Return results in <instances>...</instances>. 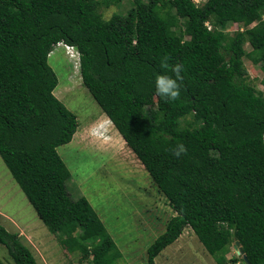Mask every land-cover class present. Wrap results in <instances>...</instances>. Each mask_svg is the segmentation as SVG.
Returning a JSON list of instances; mask_svg holds the SVG:
<instances>
[{"label":"trees","instance_id":"16d2710c","mask_svg":"<svg viewBox=\"0 0 264 264\" xmlns=\"http://www.w3.org/2000/svg\"><path fill=\"white\" fill-rule=\"evenodd\" d=\"M121 1L0 0V156L51 233L84 252L80 263L123 256L90 202L71 197L58 153L79 123L55 96L49 57L60 43L74 47L83 85L175 213L148 264L187 228L217 264H264V91L245 67L264 72V0H134L105 19ZM177 66L180 95L166 100L155 82L176 79ZM236 242L249 263L228 259ZM0 244L15 264H39L1 225Z\"/></svg>","mask_w":264,"mask_h":264},{"label":"rangeland","instance_id":"374dc122","mask_svg":"<svg viewBox=\"0 0 264 264\" xmlns=\"http://www.w3.org/2000/svg\"><path fill=\"white\" fill-rule=\"evenodd\" d=\"M133 2L122 0L119 6L103 9L102 14L107 20L115 14L125 15ZM237 29V24H231L226 31L232 36ZM246 49L250 51L251 47L247 45ZM49 65L59 80L55 96L77 116L79 123L73 141L58 148L59 155L71 172L68 191L74 200L85 197L92 205L122 252L123 256L116 264H148L149 248L166 231L167 223L175 213L145 167L83 85L77 50L55 47L49 57ZM245 67L251 85L258 91H264L261 67L248 60H245ZM0 225L17 234L39 264H90L87 260L79 262L83 251L68 252L60 242L62 239L51 233L1 156ZM75 235L73 240L77 242L79 234ZM227 257L242 258L235 244ZM0 259L5 264H15L8 249L1 244ZM155 263L217 264V260L187 228L155 259Z\"/></svg>","mask_w":264,"mask_h":264},{"label":"clouds","instance_id":"9594fccd","mask_svg":"<svg viewBox=\"0 0 264 264\" xmlns=\"http://www.w3.org/2000/svg\"><path fill=\"white\" fill-rule=\"evenodd\" d=\"M201 1H203V2H201ZM200 1V3H196L194 0H193V2L197 5V6H200L202 3H204L205 1L204 0H201ZM208 27H209V29L211 30V26L209 25V23H207L206 24ZM238 30V29H237ZM240 30H243V29H240ZM61 46H65L66 47V49H67V47H71V46H68V45H66V44H64V43H60V44H58L56 47H61ZM71 48H73V50H74V52H75V49L76 48H74V47H71ZM77 50V49H76ZM77 53H78V55H79V52H78V50H77ZM79 60H80V55H79ZM176 74H177V78L176 79H174V78H172V77H170V76H167V75H160V76H158L157 77V79H156V82H155V84H156V91H157V93L162 97V98H164V99H166V100H175V99H177L178 97H179V95H180V87H181V85H180V83H178V80H179V66H177V68H176ZM110 120V119H109ZM111 121V120H110ZM114 125V124H113ZM185 149H184V147H183V145H181L180 147H179V150H177L176 152H175V155L176 156H180V154L184 151Z\"/></svg>","mask_w":264,"mask_h":264},{"label":"water","instance_id":"95a60500","mask_svg":"<svg viewBox=\"0 0 264 264\" xmlns=\"http://www.w3.org/2000/svg\"><path fill=\"white\" fill-rule=\"evenodd\" d=\"M235 249H236L238 255L241 256L245 260L246 263H249V260L246 256V254L244 253V250H243L240 242H236Z\"/></svg>","mask_w":264,"mask_h":264},{"label":"built area","instance_id":"2783aa9c","mask_svg":"<svg viewBox=\"0 0 264 264\" xmlns=\"http://www.w3.org/2000/svg\"><path fill=\"white\" fill-rule=\"evenodd\" d=\"M196 3H200V1L201 0H194ZM67 49L69 50V49H73V48H71V47H67Z\"/></svg>","mask_w":264,"mask_h":264},{"label":"crops","instance_id":"0c3cea01","mask_svg":"<svg viewBox=\"0 0 264 264\" xmlns=\"http://www.w3.org/2000/svg\"><path fill=\"white\" fill-rule=\"evenodd\" d=\"M117 245V244H116Z\"/></svg>","mask_w":264,"mask_h":264}]
</instances>
